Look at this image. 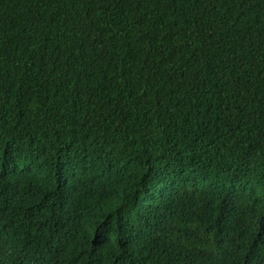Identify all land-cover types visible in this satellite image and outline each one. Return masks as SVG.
Returning a JSON list of instances; mask_svg holds the SVG:
<instances>
[{
  "label": "trees",
  "instance_id": "trees-1",
  "mask_svg": "<svg viewBox=\"0 0 264 264\" xmlns=\"http://www.w3.org/2000/svg\"><path fill=\"white\" fill-rule=\"evenodd\" d=\"M0 264H264V0H0Z\"/></svg>",
  "mask_w": 264,
  "mask_h": 264
}]
</instances>
